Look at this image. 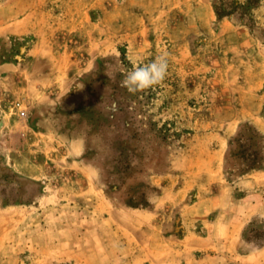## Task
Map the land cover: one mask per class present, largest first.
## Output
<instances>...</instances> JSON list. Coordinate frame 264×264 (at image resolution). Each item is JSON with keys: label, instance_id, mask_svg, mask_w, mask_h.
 <instances>
[{"label": "rangeland", "instance_id": "1", "mask_svg": "<svg viewBox=\"0 0 264 264\" xmlns=\"http://www.w3.org/2000/svg\"><path fill=\"white\" fill-rule=\"evenodd\" d=\"M0 72V264H264V0H0Z\"/></svg>", "mask_w": 264, "mask_h": 264}, {"label": "clouds", "instance_id": "2", "mask_svg": "<svg viewBox=\"0 0 264 264\" xmlns=\"http://www.w3.org/2000/svg\"><path fill=\"white\" fill-rule=\"evenodd\" d=\"M167 71V56L161 54L148 63L133 62L132 69L126 72L121 84L130 92H137L162 82Z\"/></svg>", "mask_w": 264, "mask_h": 264}, {"label": "crops", "instance_id": "3", "mask_svg": "<svg viewBox=\"0 0 264 264\" xmlns=\"http://www.w3.org/2000/svg\"><path fill=\"white\" fill-rule=\"evenodd\" d=\"M24 22H21V25L22 26H19L18 28H16L13 32H16L17 30H21V32L22 33H26V32H28L27 30H24V27L25 28H27L28 27V22H26L25 24V26H24V24H23ZM25 32H24V31ZM39 49V50H38ZM44 51H46L45 53H49L50 51L47 49V50H43V48L42 47H39V48H37V50H35V57H36V59L37 58H41V57H43V55H45V53H43ZM42 52V53H41ZM40 53V54H39ZM37 55H39V56H37ZM28 62L26 61V59H24V64H25V67H26V65L29 63V62H32V61H35V59L34 58H31V57H29L28 56ZM25 72H28V73H30L29 71H25ZM2 76V73L0 72V77ZM31 76H32V74H31ZM2 78V77H1ZM42 84H39V83H37V81H36V84L33 82V85H31L32 86V89H34V92H33V97H36V98H39V97H42L41 95H42V93H43V91H42V87H43V81L41 82ZM18 84L20 85L21 84V86L22 87H24V88H26V86L28 85L27 84V81H26V79H23V80H20L19 82H18ZM29 86H30V84H29ZM1 87V86H0ZM40 89V90H39ZM0 99H3V97L0 95ZM229 231H230V228H229ZM227 242H232V241H234V236H233V233H231L230 234V232H229V234L227 233ZM217 237L216 236H214L212 233H210L208 236H205V237H201V239H200V242L201 243H203V244H205L208 248H212V246H216L217 245ZM228 245H230V244H228Z\"/></svg>", "mask_w": 264, "mask_h": 264}]
</instances>
